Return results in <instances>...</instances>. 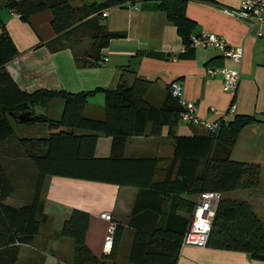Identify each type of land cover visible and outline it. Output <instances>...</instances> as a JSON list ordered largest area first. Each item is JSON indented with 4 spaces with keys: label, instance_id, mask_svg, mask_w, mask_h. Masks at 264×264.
I'll list each match as a JSON object with an SVG mask.
<instances>
[{
    "label": "crops",
    "instance_id": "0c3cea01",
    "mask_svg": "<svg viewBox=\"0 0 264 264\" xmlns=\"http://www.w3.org/2000/svg\"><path fill=\"white\" fill-rule=\"evenodd\" d=\"M69 1L73 5H82L104 0ZM240 2L188 0L186 9L188 16L196 21L195 33L214 31L225 36L231 44L244 47V57L237 62L211 46H197L193 57H179L178 53L186 49L185 44L176 25L159 8L158 0H125L122 4L106 7L109 9L107 15L95 13L60 34L53 29L50 8L23 19L6 5V0H0L1 19L19 49L6 67L20 86L29 91L41 87L69 91L90 90L98 86L115 88L122 82L132 83L135 76L140 75L153 80L146 99L155 105L165 102L172 81L179 80L183 83L184 98L195 101L197 113L209 120L225 114L234 98L236 112L253 113L259 120L243 127L231 157L261 164V183L255 188L223 192V196L247 199L264 222V33L259 35V24L250 25L245 18L222 10L223 7L236 9ZM105 29L122 34L112 37L103 47L101 53L105 59L102 63L81 65L80 59H94V37ZM222 66L241 70L235 95L223 88L219 74L210 75L207 72L209 67ZM104 104V91H97L89 96L85 114L103 116ZM64 105V98L57 96L48 103L35 104L32 109L35 114L57 120ZM47 125L44 122H20L16 123V130L21 136H48ZM174 127L179 135L207 132L184 119H178ZM169 128L168 124L165 125L159 135H131L126 143L127 157L159 159L157 179L168 173L175 154L176 136L170 134ZM112 141L111 135L99 132L96 155L109 156ZM15 142L12 141L14 149L0 152V161L14 184V190L5 202L20 206L32 200L38 170L27 154L16 150ZM133 164L123 163L121 171L143 168L138 163ZM26 166L33 168V182L26 183V192L17 191L15 178H19L17 173L23 172ZM16 181L23 184L19 179ZM182 196L196 199L197 194L182 193ZM43 198L49 220L42 225L33 244L20 245L19 264H73L74 239L59 234V229L76 207L90 213L86 240L97 255L109 252L105 249V240L111 223L124 224L122 237L116 244L117 260L122 264H130L128 256L136 228L129 223L131 217H136L135 221L143 227L162 222L178 224L179 228L181 223L184 230L187 215L185 207L177 204L176 193L165 195L151 187L58 174L46 177ZM105 211L111 213L110 220L102 216ZM177 264H264V259L255 258L244 250L185 245L180 249Z\"/></svg>",
    "mask_w": 264,
    "mask_h": 264
},
{
    "label": "trees",
    "instance_id": "16d2710c",
    "mask_svg": "<svg viewBox=\"0 0 264 264\" xmlns=\"http://www.w3.org/2000/svg\"><path fill=\"white\" fill-rule=\"evenodd\" d=\"M125 0H104L73 5L69 0H6V5L28 19L43 9L52 10V26L57 34L63 33L108 6L122 4ZM188 0H158L169 20L176 25L186 49L179 57H193L195 47L192 34L196 21L186 12ZM0 152L14 149L27 154L38 169L35 192L29 203L16 206L5 202L14 190V184L0 161V264H19L18 249L21 244H33L42 225L49 220L44 210L43 188L48 175L58 174L98 181L151 187L161 194L178 195L177 204L185 207L184 230L175 223L158 222L143 227L131 217L135 234L129 252L130 264H177L181 241L188 228L196 199L182 193L203 190H230L255 188L261 183V164L231 157L237 138L246 125L258 121L253 113L235 112L222 118L215 132L179 135L175 124L183 105L169 91L162 105L146 99L153 80L136 75L132 83L122 82L115 88L98 86L90 90L37 88L29 91L20 86L6 63L19 52L17 45L0 16ZM122 33L105 29L95 35L94 59H80L81 65L102 63V49L110 39ZM127 69V67H125ZM104 91V115L88 116L85 107L90 95ZM64 98L61 117L57 119L67 130L48 136L28 137L17 133L16 123L22 122L19 114L30 111L27 123H48L52 118L35 114L32 107L48 103L52 98ZM234 99V98H233ZM149 123H151L150 126ZM169 125L170 134L176 136V147L168 173L156 178L158 158L127 157L125 148L131 135H159ZM206 130V129H205ZM113 137L111 154L97 156L95 153L98 133ZM138 163L143 168L121 171L123 163ZM135 165V164H133ZM136 211V206L134 207ZM90 213L74 208L59 229V234L72 237L75 250L73 264H122L117 260L116 244L120 241L124 224L116 223L112 247L108 253L97 255L87 244ZM207 245L215 248L244 250L255 258L264 259V222L247 199L223 196L217 206Z\"/></svg>",
    "mask_w": 264,
    "mask_h": 264
},
{
    "label": "built area",
    "instance_id": "2783aa9c",
    "mask_svg": "<svg viewBox=\"0 0 264 264\" xmlns=\"http://www.w3.org/2000/svg\"><path fill=\"white\" fill-rule=\"evenodd\" d=\"M129 4L136 6V4H132V2H129ZM222 10L229 15L245 18L250 25L259 24L261 26V29L258 32L259 35L264 33V0H241L238 8L223 7ZM102 13L107 15L109 9L104 8ZM16 14L18 16L21 15L19 12H16ZM191 39L194 46H211L218 48L223 55L228 56L237 62L242 61L244 57V47L231 44L227 41L225 36L217 32L202 31L199 33H193ZM207 72L210 75L219 74L222 78L223 88L233 95L236 94L241 80V70L239 68L229 66L209 67L207 68ZM171 92L183 105V109L179 113V118L187 120L190 124L201 126L209 132L217 131L220 127L222 118L229 115L232 116L236 112L237 103L235 99H233L225 114L220 115L216 119L209 120L201 117L197 113V104L195 101L184 98L182 82L179 80L172 81ZM222 197L223 192L217 189L203 190L198 194L193 215L181 241V247L185 245H207L212 221L218 203ZM102 216L109 220L111 219L110 212L105 211L102 213ZM115 227L116 223L112 222L106 235L105 249L107 251L112 247Z\"/></svg>",
    "mask_w": 264,
    "mask_h": 264
},
{
    "label": "rangeland",
    "instance_id": "374dc122",
    "mask_svg": "<svg viewBox=\"0 0 264 264\" xmlns=\"http://www.w3.org/2000/svg\"><path fill=\"white\" fill-rule=\"evenodd\" d=\"M38 170V169H37ZM33 168H31L30 166H26L25 169H23V172H19L17 173V177L19 178H15V182H16V188L17 191L21 190L22 192H26L27 190V186L26 183L31 184V182H33ZM16 179L22 181L23 184H19ZM20 187H22V189H20ZM70 238V237H68ZM2 258V255L0 254V259Z\"/></svg>",
    "mask_w": 264,
    "mask_h": 264
},
{
    "label": "water",
    "instance_id": "95a60500",
    "mask_svg": "<svg viewBox=\"0 0 264 264\" xmlns=\"http://www.w3.org/2000/svg\"><path fill=\"white\" fill-rule=\"evenodd\" d=\"M31 117H32V114L30 111H24L19 114V119L22 122L28 121L29 119H31ZM47 129L50 133H55L61 130H67V127L62 125L58 120L51 119L48 122Z\"/></svg>",
    "mask_w": 264,
    "mask_h": 264
}]
</instances>
